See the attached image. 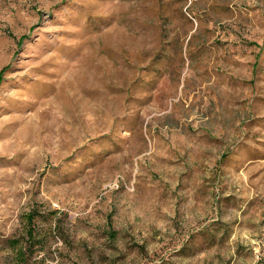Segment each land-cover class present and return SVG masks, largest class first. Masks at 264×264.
<instances>
[{"label": "rangeland", "instance_id": "obj_1", "mask_svg": "<svg viewBox=\"0 0 264 264\" xmlns=\"http://www.w3.org/2000/svg\"><path fill=\"white\" fill-rule=\"evenodd\" d=\"M0 70V264H264V0H0Z\"/></svg>", "mask_w": 264, "mask_h": 264}, {"label": "trees", "instance_id": "obj_2", "mask_svg": "<svg viewBox=\"0 0 264 264\" xmlns=\"http://www.w3.org/2000/svg\"><path fill=\"white\" fill-rule=\"evenodd\" d=\"M1 73H2V70H0V75H1ZM30 221H31V216H30ZM24 252H23V250H22V247L21 248H19V254H23ZM262 263V262H261Z\"/></svg>", "mask_w": 264, "mask_h": 264}]
</instances>
